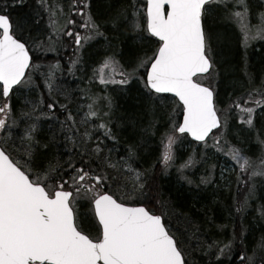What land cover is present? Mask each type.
<instances>
[{
	"label": "snow or ice",
	"instance_id": "obj_1",
	"mask_svg": "<svg viewBox=\"0 0 264 264\" xmlns=\"http://www.w3.org/2000/svg\"><path fill=\"white\" fill-rule=\"evenodd\" d=\"M81 2L84 7L74 10L86 18L81 25L86 29L84 35L73 33L71 28L64 32L55 26V20H50L54 32L73 37L77 52L95 36L104 35L91 12L85 11L89 0ZM213 3L224 4L230 17L236 20L245 46L250 40L264 37V13L259 14L257 24H250L246 0H234L233 8L240 6L234 11L227 8L228 0H129L127 7L115 10L109 18L114 31L130 32L141 43L137 45L138 54L131 71L123 70L114 53L103 58L94 76L104 85H126L135 78L150 99L172 93L181 106L182 120L177 121L173 114L170 127L161 139L158 159L165 170L176 161L173 145L179 136L187 134L204 146L211 137L213 146L220 148L219 134L227 129V120L221 119L216 106L214 89L202 82L214 71L205 31V19ZM41 4L50 17L63 13L60 5L53 8L45 5V0ZM66 23L74 25L76 21L66 19ZM149 43L151 47L145 50ZM30 46L24 23L14 21L6 7L0 8V97L3 98L0 102V264H190L186 257L190 250L183 247L188 236H178L174 230L165 211L168 202L161 203L156 195L149 196L145 191L149 172L155 165L143 170L133 167L129 161L136 155L135 146H129L127 159L112 160L111 150L108 155H101L104 152L101 136L117 139L110 127V98L90 97L92 103L80 122L86 125L83 131L76 127L78 122L68 106L60 105L65 110L62 129L71 133L70 138L83 147L82 156L87 157L81 159L79 168L69 162L73 171L67 178L51 159L44 162L37 159V149H47L48 145L36 139L35 122L24 129L18 145L12 140L11 124L16 119L10 94L31 84L30 70L40 67L33 62ZM48 50L55 51L52 43ZM54 67L58 68L59 63ZM140 69L144 70L142 76ZM117 75L119 80L115 78ZM52 78L53 66H49V81ZM49 81L46 84L51 90ZM246 97L244 105L251 101L253 106L242 105L243 97H238L232 107L238 109L241 122L252 125L255 108L264 105V81L246 91ZM103 99H107L109 112L98 106ZM47 107L51 109L56 104ZM35 112L34 106L31 113L22 112L21 116L32 118ZM93 129L103 132L94 136ZM228 155L240 170L239 180L251 167L250 159L235 146L229 147ZM194 159L189 156L180 162L178 170L192 166ZM260 163L264 164V160ZM255 175L264 172L253 168L249 178ZM207 182L201 179V183ZM85 201L82 210L78 202ZM93 229L96 235L91 234ZM230 246L231 241L219 249L220 253ZM260 246L264 247V241ZM207 247L212 248L213 244ZM240 259L245 264L243 254ZM247 261L250 264L252 257H247Z\"/></svg>",
	"mask_w": 264,
	"mask_h": 264
},
{
	"label": "trees",
	"instance_id": "obj_2",
	"mask_svg": "<svg viewBox=\"0 0 264 264\" xmlns=\"http://www.w3.org/2000/svg\"><path fill=\"white\" fill-rule=\"evenodd\" d=\"M249 3L252 6L251 13L255 14L254 12L259 7L257 2L250 1ZM47 4L53 8L60 5L63 12H69V15H71L70 11L74 12V9L84 7L81 0H76L75 4L73 0H45V5ZM128 4L129 0H89L87 11L91 12L100 24L104 35L101 41L82 51L80 62L75 66L71 77L73 80L65 77L66 70L63 72L64 77L60 75L55 77L56 81L72 83L59 86L58 92L54 87L52 92L48 93L42 76L40 73H35L32 75L31 85L22 88L19 92H14L10 98L13 116L16 119L15 124L10 122L12 140L18 145L24 129L35 122L37 125L36 139L41 144L48 145L47 149H37V159L41 162L51 159L53 163L61 167V174L65 175V178L73 171L69 167V162L81 163V159L87 160V157L82 156L83 147L74 143L70 138L71 133L66 128L62 129L65 110L60 105L66 104L78 122L77 124H80L81 120L79 121L77 112H83L82 100L88 101L95 91V86L84 84L89 79L88 74L91 68L95 67L105 56L114 53L124 70L131 71L134 67L133 60L138 54L137 45L141 42L135 41L134 34L130 32L122 29L114 31L109 23L113 12L127 7ZM3 7L7 8L14 21L24 23L26 35L30 39V53L33 62L40 63V54L37 55L33 48L37 43H46L50 37V13L41 4V0H21L18 3L16 0H0V8ZM205 31L209 36L213 62L217 65L216 101L221 107H225L226 111H230L234 100L243 97L240 103L244 105V100L247 98L246 91L260 86L264 81V42L252 48H245L242 44V32L238 30L229 12L223 8L211 9L205 19ZM63 40L59 41L62 44V54L60 55L61 51L58 50L59 56L56 59L60 60V64L63 65L62 69H67V65L70 68L71 61L66 62L65 57L71 54L70 60H73L74 55L71 49L74 42L68 44V39ZM149 47H151L150 43L146 44L145 50ZM51 57L53 56H41V59L47 61ZM214 72L215 69L208 78L212 77ZM143 74L142 69L140 75ZM95 79L92 73L90 81ZM205 84L211 86L209 82L205 81ZM96 96L102 97L98 93ZM160 97L161 99H150L138 80L132 81L127 86L112 89L110 127L117 139L113 141L101 137L104 142L101 144L104 148L101 155H108V150H111L112 160L127 159L129 146H135L136 155L129 161L133 167L143 170L155 165L149 172L145 191L149 196L156 195L161 203L168 202L165 211L171 218L174 230L178 236H188L183 247L190 250V255L186 254L190 264H241V254L245 257V264H248L247 257L252 252L259 253V256H254L253 264H264L262 258L264 247L260 246L264 241V181L257 183L255 198L249 210L243 214V191L240 192L242 186L237 184L236 189L232 175L227 176V184L225 180L220 179L218 171L213 173L215 167L218 166L216 162L202 160L192 173L184 177L174 172H163L158 159L161 153V139L170 127V118L173 114L177 121L180 120L182 109L173 97ZM0 102H3L2 97H0ZM48 104H56V107L50 109L47 107ZM248 104L252 102L249 101ZM34 106L36 112L32 118L21 116L22 112L31 113ZM234 111L236 112V108ZM41 112L45 115H40ZM229 122L234 131L243 128L236 123L234 117H230ZM255 123V129L248 136L249 138L246 134L239 132H234V138L242 142L241 145L246 148L247 154L254 160L260 161L264 156V124L261 125L258 121ZM83 129L81 127V131ZM254 134H258L256 138L259 140L261 149L259 154L254 150ZM184 139L186 145L195 146L187 137ZM189 152L188 150L180 153L186 160L190 156ZM208 177H214L215 182L206 185L201 183V178ZM179 178H186L188 181L183 182ZM153 189L156 190L155 193ZM81 208L85 209V205ZM237 209L240 210L237 211ZM230 230H233L232 240L234 242L231 257H219L220 245L230 238ZM91 234L96 235L94 229L91 230ZM218 235L223 236V239L219 240ZM215 242L222 243L218 248L207 247L208 244L214 246Z\"/></svg>",
	"mask_w": 264,
	"mask_h": 264
},
{
	"label": "rangeland",
	"instance_id": "obj_3",
	"mask_svg": "<svg viewBox=\"0 0 264 264\" xmlns=\"http://www.w3.org/2000/svg\"><path fill=\"white\" fill-rule=\"evenodd\" d=\"M250 1L257 2L258 6H259L258 9L254 12L255 14L251 13V7L252 6L249 3ZM246 2L248 4V8H249V21H250V24H253V25L257 24L258 20H259V14L260 13H264V0H246ZM233 3H234V0H228L227 8L229 10L234 11L237 8L240 7L239 5H237L236 8H233ZM212 6H213L212 8L217 7V8L225 9L224 4H221V3H213ZM87 8L85 9L86 12H88ZM70 13H71V15H69V12H63L61 15H59L57 17H50V15H49V23H50V20H55L56 21V25L55 26L57 28H63L64 32H66L68 30V28H71L73 30V33H75L77 31V32H80V33L82 32L81 34L84 35L86 33V29L84 27H82L81 25H83L85 23V19H86L85 16L80 14L78 11H74V12L70 11ZM66 19H73V20L76 21V24L67 25ZM233 22L238 27V30L241 32V29H240V27H239V25H238V23L236 22L235 19H233ZM52 28H53V26L50 23V31H51V33H50V37L49 38H51V40L48 39L46 41V43L43 42V44L37 43V45H40L41 47H37L35 45L34 48H33L36 51L37 55L40 54L39 55L40 56V59H39L40 63H38V65H40V67L38 69L31 70V74L34 75L35 73H37V74L40 73V75L42 76V80L44 82V85L47 87L46 81H49V66H53V78L49 82L52 85L51 89H53L55 87L56 92H58L57 88L59 86H61V85L63 86L64 84H62V81H60V82L56 81L55 77H57L59 75L64 77L63 72H64V70H66V73H64L65 77H67L70 80H73V79H71V77L73 75L75 66L77 65V63L80 62V59H81L82 54H83L82 51L86 47H88V46H90L92 44H95L96 42L101 41L102 40V36H95L93 39L89 40L87 43H84L83 47L79 48L78 52H77V46L74 43V46L71 49V53L74 55L73 60H77V57H79V59L77 60V63L75 65H73L72 64L73 60H70V55H71L70 54L68 57H65L66 62L69 63L71 61L70 68L67 65V69H62L63 65L60 64V60L56 59L59 56V51H61V46H62V44L59 41H61L64 38H66V39H68V44H69V43L74 42V39H73V37L64 35V32H60V33L54 32L52 30ZM242 37H243V35H242ZM56 41H57V43H56ZM261 42H264V37H257L256 39L250 40L248 42L247 46H245L244 43H242V44H243V46L245 48H252L253 46H256L257 44H259ZM49 43H52V45L55 47V51H49L48 50ZM63 48H65V47H63ZM210 48H211V46H210ZM61 54H62V51L60 52V55ZM210 55H211V58H212L213 54H212L211 51H210ZM41 56H43V57H45V56H53V57H51L50 59H47V61H46V60L41 59ZM57 62L59 63V67L58 68L54 67L57 64ZM97 66L91 68V70H90V72L88 74L89 75V79L86 80L85 83L90 81L91 74L92 73L94 74V71L97 68ZM214 69H215V72L212 75V77H210V78L207 77L206 80H205V78H203L202 82L204 83L206 81V83H208V82L211 83V87L214 89V91L216 93V91L218 89L217 88V84H218L217 65H215ZM123 70H124V68H123ZM140 70H142V69H140ZM73 77H75V75ZM115 78L117 80H119L120 76L117 75ZM135 80H137V79H135ZM98 81H99V79H98ZM56 82H59V83L56 84ZM110 85H118V84H111L110 83ZM24 87H26V86H24ZM103 90H106V93H105L106 96L110 97L109 89L107 87H104ZM48 91H51V90L48 88ZM54 93H55V91H54ZM254 99H255V96H254ZM216 106L220 110L222 119L223 120L224 119L227 120V129L222 134H219V135L222 136L220 148H217V147L213 146V139L211 137L207 141V146H204L203 144H200V145H195L194 147L191 146V145H188V144L186 145L185 139L183 137H179L176 140L175 144L173 145V150H174V153H175V156H176L175 163H173L172 166L168 167L166 170L163 168L162 164H161L160 168L165 173L174 172V173H177L178 175L184 177V176H187L189 173H192L193 170L196 169L197 166L202 162V160L203 161L207 160L208 162H210L212 160V161L216 162L218 166L215 167V170H213V173H214V171H218L219 177H220L221 180H225V182L228 184L227 176L232 175L233 176V181L235 183L242 182V187H241L240 192L243 191L242 211H243V214H244V213H246L247 210H249L250 204L252 203V201L255 198L257 183H259V181H263L264 180V175H255V176H251V178H249V174L253 170V168H256L258 171L264 172V164L260 163L261 160H264V156L262 157V159L260 161L254 160L249 154H247V152L245 150L246 148L242 147V145H241L242 142L238 141L237 139L234 138L235 137L234 132H239L240 134H246V136L248 137L252 133V131L255 129V126H256L255 122L258 121V122L261 123V125H263L264 124V105H261L260 107H256L255 108L252 125H248V124L243 123V122L240 121V119H239V111H238V109H236V112H235L234 111L235 107H232V109L230 111H228V110L226 111L225 107H221V105H219L218 103H216ZM244 106L250 107V106H253V104H248V105H244ZM225 113H226V115H225ZM230 117L231 118L234 117L236 123L239 126H242L243 128H241L239 131H237V130L234 131L233 129H231L230 122H229L230 121ZM245 119H246V116H245ZM92 131L95 132V129H93ZM263 133H264V125H263ZM257 136H258V134H256V135L254 134V136H253L254 137V139H253L254 140V146H255L254 150L256 151V153L259 154L261 149H260L259 140L256 138ZM225 142H227V144ZM231 146H235L236 148H238L243 155L247 156L250 159L251 167H249L247 172H245L244 174L239 176V180H238V174L240 173V170L236 166L235 161H233L231 156L228 155V150H229V147H231ZM188 150L190 151L188 154L190 156H194L195 157L194 163L189 168H185L182 171L178 170V167H177L178 164L180 162H182L183 160H185V157L182 156V154L180 152L181 151H188ZM254 180H257V181H254ZM81 199L84 200V198H81ZM78 203H79V206L81 207L82 205L86 204V201L84 203H80V202H78ZM232 233H233V230H230V232H229L230 238L227 241L223 242V244H221L222 242H215L213 247L218 248L219 245L221 244L220 245V248H221L223 245L228 244V242L231 241V246L229 248L225 249L222 254L219 251V257H224V256L231 257V252H232L233 245H234V242L232 240L233 239V234ZM217 238L220 240V239H223V236H219L218 235ZM250 256L252 257V261L250 262V264H253V258L259 256V253L258 252H256V253L252 252V254ZM217 258H218V256H217ZM262 258L264 260V250H263Z\"/></svg>",
	"mask_w": 264,
	"mask_h": 264
},
{
	"label": "flooded vegetation",
	"instance_id": "obj_4",
	"mask_svg": "<svg viewBox=\"0 0 264 264\" xmlns=\"http://www.w3.org/2000/svg\"><path fill=\"white\" fill-rule=\"evenodd\" d=\"M106 57V56H105ZM103 60V59H102ZM101 60V61H102ZM100 61V62H101ZM99 62V63H100ZM98 63V64H99ZM97 64V65H98ZM96 65V66H97ZM60 82V81H59ZM59 82H56V84L57 83H59ZM72 82H70V83H67L66 81H62V84H71ZM76 84V83H75ZM85 85H88V86H95V91H93V97H97L96 96V94L98 93L99 95H102V97H100V96H98V97H100V98H104V97H108V98H110L109 96H103V94H105L106 93V90H103V88L104 87H108L109 86V84H107V85H104V84H101L99 81L98 82H96V81H89V82H87V83H84ZM59 85V84H58ZM77 85V84H76ZM82 105H83V112H77V117H78V119H79V121L81 120V121H83L84 119H85V114L87 113V111H88V104L89 103H92V100L89 98L88 99V101L87 100H82ZM98 106L99 107H101L102 108V110L104 111V112H109V108H108V106H107V99H103L102 100V102H98ZM75 118V117H74ZM90 120H95L96 118H89ZM98 122V121H97ZM76 127H78V128H80L81 129V127H86V125H84L83 126V124L82 123H80V124H77L76 125ZM103 132V130H99V131H97L96 129H95V132H94V136L95 135H101V133ZM101 137H103V136H101ZM86 160V159H85ZM75 165H76V167L77 168H79L80 166H81V163H75ZM202 179V178H201ZM201 179H200V181H201ZM203 179H206L207 181H209V182H215V178H203ZM179 180L180 181H183V182H187L188 181V179H186V178H179ZM209 182H207V183H205V185L206 184H208ZM202 185H204V184H202ZM202 185H200L201 187H203Z\"/></svg>",
	"mask_w": 264,
	"mask_h": 264
},
{
	"label": "water",
	"instance_id": "obj_5",
	"mask_svg": "<svg viewBox=\"0 0 264 264\" xmlns=\"http://www.w3.org/2000/svg\"><path fill=\"white\" fill-rule=\"evenodd\" d=\"M156 39V38H155ZM159 95H170V96H173L174 98H176L175 96H174V94H172V93H164V94H159ZM177 99V98H176ZM181 120H182V117H181ZM180 120V121H181ZM213 131H216V130H213ZM185 135H187V134H185ZM189 137V139L191 140V141H193V142H195V143H200V142H196V141H194V139L192 138V137H190V136H188Z\"/></svg>",
	"mask_w": 264,
	"mask_h": 264
}]
</instances>
